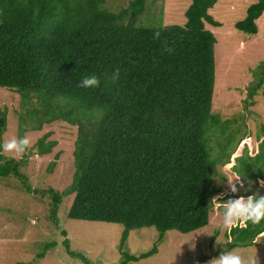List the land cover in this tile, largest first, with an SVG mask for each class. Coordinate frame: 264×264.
I'll return each mask as SVG.
<instances>
[{"label": "trees", "instance_id": "trees-1", "mask_svg": "<svg viewBox=\"0 0 264 264\" xmlns=\"http://www.w3.org/2000/svg\"><path fill=\"white\" fill-rule=\"evenodd\" d=\"M149 1L111 10L107 0H0V88L17 93L27 109L20 137L55 122L77 129L72 183L63 193L48 190L50 217L56 221L62 198L73 195L68 218L121 224V247L133 229L153 227L161 238L206 227L215 206L217 166L233 147L234 136L217 141L216 154L210 137L231 128L212 111V29L221 24L210 10L217 0H190L182 24L145 25L141 17ZM263 14L264 0H255L235 28L257 35ZM86 75H95L98 85L78 86ZM263 84L264 78L249 97ZM5 120L0 112L3 128ZM261 127L257 152L252 156L242 146L235 157L238 175L264 176ZM49 137L37 140L38 155L58 145ZM20 167L0 151V179L15 176L30 192ZM228 236L232 248L253 246L264 236V221H244ZM63 244L68 254L88 261L70 250L68 240ZM156 252V245L140 256L122 252L120 264Z\"/></svg>", "mask_w": 264, "mask_h": 264}, {"label": "rangeland", "instance_id": "rangeland-1", "mask_svg": "<svg viewBox=\"0 0 264 264\" xmlns=\"http://www.w3.org/2000/svg\"><path fill=\"white\" fill-rule=\"evenodd\" d=\"M131 1L107 0L106 5L117 10L127 7ZM254 1L217 0L210 10L212 17L221 24V27L212 29L217 40L212 111L222 121L231 124L225 134L212 132L210 137L216 154L220 152L217 141L224 143L226 138L234 136L229 157L217 166L214 175L215 197L220 196L221 200L256 192L264 194L261 183L264 176L246 178L238 175L233 167L242 146H246L252 156L257 152L255 135L264 126V84L252 98L249 97L250 89L264 78V14L258 20L257 35L248 36L235 28ZM189 5L190 0H151L141 22L145 25L182 24ZM26 110L17 93L0 88V112L5 113L6 118L5 128L0 125L1 142L20 138L24 127L21 116H25ZM24 119L29 128L30 120L28 117ZM47 133L50 134L48 141H56L58 145L51 154L40 156L35 145ZM76 135V127L55 122L44 125L40 131L24 132L23 136L30 141L24 152L2 151L5 156L21 162L20 172L30 192L15 176L0 179V264H120L122 252L140 256L155 245V254L129 264H208L222 250L220 245L227 242L229 249H233L228 236L230 229L220 231V202H215L209 224L204 228L187 234L169 231L161 238L153 227L133 229L122 247L124 227L121 224L68 218L73 195L62 198L56 221L52 220V197L48 190L63 193L70 188L75 170ZM51 164H54L53 168ZM231 183L236 184L238 192L231 191ZM243 222L237 224L243 225ZM65 240L70 242L71 251L82 253L88 261L68 254L63 244ZM47 245L50 246L45 249ZM235 251L245 264H264V236L253 246L235 248Z\"/></svg>", "mask_w": 264, "mask_h": 264}, {"label": "clouds", "instance_id": "clouds-1", "mask_svg": "<svg viewBox=\"0 0 264 264\" xmlns=\"http://www.w3.org/2000/svg\"><path fill=\"white\" fill-rule=\"evenodd\" d=\"M98 83V78L95 75H86L79 81L78 86L84 88L96 87ZM29 143L30 141L27 136L20 138L13 137L6 142L0 143V151L22 153ZM261 183L264 185V181ZM230 187L233 193L239 191L234 183H231ZM211 201L222 204V224L220 225V231L230 229L240 221H248L252 224L264 221V194H260L259 192L247 196L229 197L227 200H221L220 196H217ZM228 244L226 242L224 245H220L222 250L208 264H245L242 257L235 251V248L229 249Z\"/></svg>", "mask_w": 264, "mask_h": 264}]
</instances>
